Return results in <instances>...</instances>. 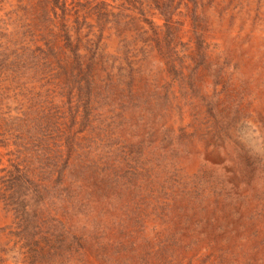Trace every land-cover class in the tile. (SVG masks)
I'll use <instances>...</instances> for the list:
<instances>
[{
  "label": "rangeland",
  "instance_id": "rangeland-1",
  "mask_svg": "<svg viewBox=\"0 0 264 264\" xmlns=\"http://www.w3.org/2000/svg\"><path fill=\"white\" fill-rule=\"evenodd\" d=\"M0 264H264V0H0Z\"/></svg>",
  "mask_w": 264,
  "mask_h": 264
}]
</instances>
